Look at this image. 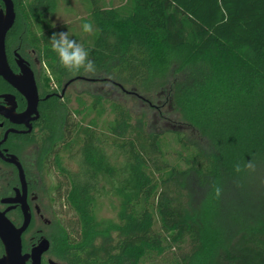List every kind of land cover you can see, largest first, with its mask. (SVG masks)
Listing matches in <instances>:
<instances>
[{
    "label": "trees",
    "instance_id": "16d2710c",
    "mask_svg": "<svg viewBox=\"0 0 264 264\" xmlns=\"http://www.w3.org/2000/svg\"><path fill=\"white\" fill-rule=\"evenodd\" d=\"M13 1L9 40L40 55L41 83L62 89L75 79L91 98L80 99L79 122L67 96L42 110L41 159L68 180L64 201L78 224L76 235L56 224L51 255L264 264V0H75L85 16L67 28L93 73L64 69L50 38L32 31L72 0ZM84 23L98 31L83 32ZM250 160L254 171L235 172ZM106 199L113 218L98 214Z\"/></svg>",
    "mask_w": 264,
    "mask_h": 264
},
{
    "label": "flooded vegetation",
    "instance_id": "af4514ba",
    "mask_svg": "<svg viewBox=\"0 0 264 264\" xmlns=\"http://www.w3.org/2000/svg\"><path fill=\"white\" fill-rule=\"evenodd\" d=\"M5 9L4 2L0 0V11ZM15 11L16 21L6 38L7 61L15 75H23V65L31 69L39 96V117L36 119V114L25 115L29 105L26 95L0 76V106L4 110V114H0V212H4L19 228L24 223L23 206H26L31 214V222L22 234L23 254H32L33 249L46 239L49 242V249L43 254L41 264H50V260L69 264L51 255V238L56 224L60 221L49 218L50 215L55 217L56 214L55 192L50 187L40 188L42 185L40 175L49 161H42L38 141L43 108L55 99H63L72 84L60 89L53 83H41L46 65L40 55L35 49L22 48L20 44L9 40L10 31L18 19L16 4ZM21 84L25 90L32 87V83ZM0 248L3 250L0 253L1 257L5 253L1 239ZM27 264H33L32 258H29Z\"/></svg>",
    "mask_w": 264,
    "mask_h": 264
},
{
    "label": "rangeland",
    "instance_id": "374dc122",
    "mask_svg": "<svg viewBox=\"0 0 264 264\" xmlns=\"http://www.w3.org/2000/svg\"><path fill=\"white\" fill-rule=\"evenodd\" d=\"M124 1L125 0H106V3L109 5L118 6ZM84 16L85 11L83 7L76 3L75 0H72L71 7L62 5L61 9L55 16L41 18L37 22L34 21L32 23V31L37 33L39 36L43 35L47 38H50L54 32L64 31L70 34L67 26L75 23L79 18ZM85 89H88V86L84 82H77L73 83L68 88L66 93L68 105L71 111H73L72 118L76 122L82 120V116L75 112L76 109H80V99L87 102L91 101V98ZM120 100H122V102H124L135 115H139L141 113V107L138 106V102L135 101L131 96H124ZM157 119L159 120V118ZM134 120H136V118ZM65 164L69 168H74L76 166L72 156L68 155H66ZM40 180L42 182V185L40 186L41 189H47L50 187L53 189L52 191L55 192L54 198L56 199V214L55 217L50 215L49 218L59 220L64 226H66L70 233L76 235L78 233L76 215L64 201L65 194L68 190V180L55 168L53 158H50L49 162L43 168L42 174L40 175ZM110 204V201L107 199L103 200L99 204L98 214L102 218H113L115 216Z\"/></svg>",
    "mask_w": 264,
    "mask_h": 264
},
{
    "label": "water",
    "instance_id": "95a60500",
    "mask_svg": "<svg viewBox=\"0 0 264 264\" xmlns=\"http://www.w3.org/2000/svg\"><path fill=\"white\" fill-rule=\"evenodd\" d=\"M5 4V11H0V76L13 86L20 89L28 99V110L25 115L36 114L39 117L38 105L39 96L35 85V78L31 69L23 65V75L18 76L13 73L6 55V38L9 30L16 21L15 4L13 0H2ZM75 79L70 80L66 85L67 88ZM21 83H32V87L28 90L23 89ZM0 114H4L3 108L0 106ZM22 170V168L20 167ZM24 223L21 227H16L6 216L4 212H0V239L4 245L5 253L0 257V264H27L29 258H32L33 264H41L43 254L49 249V242L44 239L36 246L32 254H23L22 234L29 227L31 222V214L28 208L23 206ZM50 264H60L50 260Z\"/></svg>",
    "mask_w": 264,
    "mask_h": 264
},
{
    "label": "clouds",
    "instance_id": "9594fccd",
    "mask_svg": "<svg viewBox=\"0 0 264 264\" xmlns=\"http://www.w3.org/2000/svg\"><path fill=\"white\" fill-rule=\"evenodd\" d=\"M82 30L88 34H94V26L91 23H84ZM51 50L56 53L60 65L69 72H80L83 70L85 73L95 72V63L89 58V51L75 39L71 38L68 32H54L50 37ZM244 169L250 171L255 170V165L250 160L243 169L239 163L234 166L236 173H240ZM216 195L221 194V189H215Z\"/></svg>",
    "mask_w": 264,
    "mask_h": 264
}]
</instances>
